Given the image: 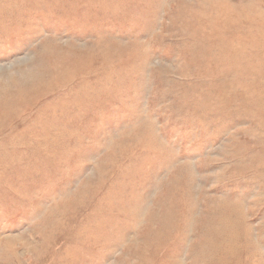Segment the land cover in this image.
<instances>
[{"label": "rangeland", "instance_id": "1", "mask_svg": "<svg viewBox=\"0 0 264 264\" xmlns=\"http://www.w3.org/2000/svg\"><path fill=\"white\" fill-rule=\"evenodd\" d=\"M0 264H264V0H0Z\"/></svg>", "mask_w": 264, "mask_h": 264}]
</instances>
